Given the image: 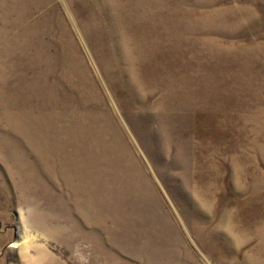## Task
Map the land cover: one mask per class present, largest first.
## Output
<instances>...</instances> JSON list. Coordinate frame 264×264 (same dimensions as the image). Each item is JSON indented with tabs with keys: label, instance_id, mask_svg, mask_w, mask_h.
I'll return each mask as SVG.
<instances>
[{
	"label": "rangeland",
	"instance_id": "obj_1",
	"mask_svg": "<svg viewBox=\"0 0 264 264\" xmlns=\"http://www.w3.org/2000/svg\"><path fill=\"white\" fill-rule=\"evenodd\" d=\"M0 264H264V0H0Z\"/></svg>",
	"mask_w": 264,
	"mask_h": 264
}]
</instances>
